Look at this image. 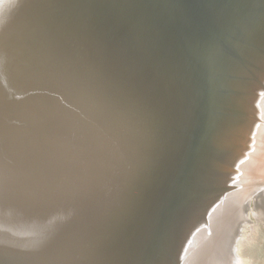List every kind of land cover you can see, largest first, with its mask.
<instances>
[{
	"label": "bare ground",
	"instance_id": "6f19581e",
	"mask_svg": "<svg viewBox=\"0 0 264 264\" xmlns=\"http://www.w3.org/2000/svg\"><path fill=\"white\" fill-rule=\"evenodd\" d=\"M263 35L264 0L17 6L0 23V264H252Z\"/></svg>",
	"mask_w": 264,
	"mask_h": 264
},
{
	"label": "water",
	"instance_id": "95a60500",
	"mask_svg": "<svg viewBox=\"0 0 264 264\" xmlns=\"http://www.w3.org/2000/svg\"><path fill=\"white\" fill-rule=\"evenodd\" d=\"M26 1H28V0H0V14H1V16H0V23H4L5 21H8V20H10L13 16H15L16 15V7L17 6H20L22 3H24V2H26ZM32 2H34V0H32ZM261 25H263V23H261V22H259V23H257L255 26H254V29H255V27L257 28V27H260ZM253 32H255L256 30H252ZM250 32V31H249ZM248 32V33H249ZM253 32H251L250 34H246L247 36H246V38L250 35H252L253 34ZM257 32V31H256ZM255 32V33H256ZM224 33H226L225 34V38L226 39H229V41L231 40L232 42L234 41V42H237V40H236V36H235V34L233 33V32H229V33H227V32H224ZM264 36V35H263ZM262 36V39H261V41H263L264 42V37ZM238 43V42H237ZM250 46L253 48V49H257L258 50V52H260L261 51V49L259 50L258 49V47H257V45H255V41H253V42H251L250 41ZM257 52V53H258ZM233 56L234 57H237V58H239L241 61H242V65H243V67L244 68H246V69H249V66H247L248 64V62H247V60H246V58L241 54V52L238 50H236L235 48L233 49ZM207 73V72H206ZM235 76V75H234ZM263 77H264V74H263ZM206 78H207V74H206ZM262 84V82L258 85V88L256 87V89H254L253 90V95L252 96H255V100L257 99V98H259V92H258V90L259 89H262L261 88V85ZM263 86H264V84H263ZM258 96V97H257ZM251 101V100H250ZM232 115H234V114H232ZM236 116L238 117V115L236 114ZM253 124H254V122H253ZM253 124H252V126H253ZM244 150V149H243ZM243 150L241 151V152H243ZM157 151V150H156ZM233 151V150H232ZM241 155V153H239L236 157L238 158L239 156ZM237 158H236V160H237ZM235 160V159H234ZM235 160V161H236ZM235 161L233 162L234 164H235ZM233 163H232V165H233ZM236 168L237 167H234V170L233 169H231L232 171H235L236 170ZM230 173V172H229ZM231 175H233L232 173H230ZM234 176H232V178H233ZM99 181L100 180H97L96 181V183L97 184H99ZM111 186H112V184H111ZM126 187H130V186H128V184H126ZM107 190H110L111 192L113 191V190H111V188H110V186L107 184ZM126 195H127V198H126V201H127V204H124V202H123V204H120V205H116V208H115V210H121V211H123L124 213L125 212H127V213H129V211H130V208H131V206H133V207H135V205L137 204V202H136V199H138V198H135L133 195H132V192H130V191H126V193H125ZM93 197H94V195H92ZM96 197V196H95ZM221 197V196H220ZM219 197V198H220ZM92 197L90 196V199H89V201H88V203L91 205V207H93V209H95V208H97V206L100 204V202L105 198V196L104 195H100L99 194V196H98V200H100V201H98V200H92L91 199ZM218 199V198H217ZM228 200V199H227ZM227 200H223V199H219V200H217L216 201V203H215V205H211L210 206V211L217 205H226L227 204ZM99 203V204H98ZM109 203V202H108ZM107 203V204H108ZM59 206H62V207H64L65 205H63V204H59ZM61 209V208H60ZM19 210H21V209H19ZM209 211V212H210ZM65 213H69V211L66 209V211H65ZM212 213V212H211ZM250 213V212H249ZM216 215H217V212L214 214V217H216ZM204 219V218H203ZM250 220H251V222H255V217H253V215H251V213H250ZM205 221H206V219H205ZM207 228H208V226H207ZM250 254H251V258H252V256H253V250L252 249H250Z\"/></svg>",
	"mask_w": 264,
	"mask_h": 264
},
{
	"label": "rangeland",
	"instance_id": "374dc122",
	"mask_svg": "<svg viewBox=\"0 0 264 264\" xmlns=\"http://www.w3.org/2000/svg\"><path fill=\"white\" fill-rule=\"evenodd\" d=\"M261 145L257 150H261ZM254 210V207H250V211ZM253 215L252 212H250ZM254 216V215H253ZM257 242L250 246L253 250L252 264H264V227H258Z\"/></svg>",
	"mask_w": 264,
	"mask_h": 264
}]
</instances>
